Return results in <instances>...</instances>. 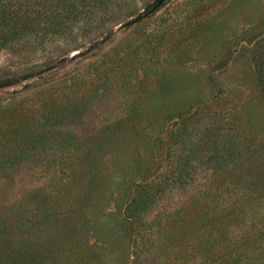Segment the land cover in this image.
Wrapping results in <instances>:
<instances>
[{"label":"rangeland","instance_id":"1","mask_svg":"<svg viewBox=\"0 0 264 264\" xmlns=\"http://www.w3.org/2000/svg\"><path fill=\"white\" fill-rule=\"evenodd\" d=\"M153 1L48 0L0 47V104L51 94L0 167V264H264V0L121 26Z\"/></svg>","mask_w":264,"mask_h":264},{"label":"trees","instance_id":"2","mask_svg":"<svg viewBox=\"0 0 264 264\" xmlns=\"http://www.w3.org/2000/svg\"><path fill=\"white\" fill-rule=\"evenodd\" d=\"M70 2L71 0H56L59 15L64 9H69ZM49 10L48 0H0V47L37 34L42 37L49 33ZM50 95L41 91L24 99L13 97L9 102L0 104V167L4 165L3 160L15 158L22 161L26 155V145L21 140L30 139L37 131L44 133L45 127H50L48 118L51 114L46 116ZM58 114L54 115L60 119L62 115L59 118ZM36 116H40V120ZM152 194L148 191L145 193L146 197L154 196Z\"/></svg>","mask_w":264,"mask_h":264},{"label":"water","instance_id":"3","mask_svg":"<svg viewBox=\"0 0 264 264\" xmlns=\"http://www.w3.org/2000/svg\"><path fill=\"white\" fill-rule=\"evenodd\" d=\"M166 0H154L152 3H150L146 8H144L139 13L133 15L130 19L125 21L121 26H128L132 23H135L145 17H147L149 14L154 12L159 6L163 4Z\"/></svg>","mask_w":264,"mask_h":264}]
</instances>
